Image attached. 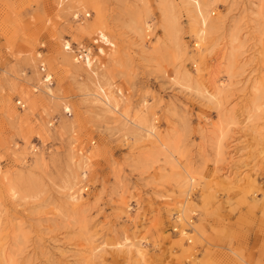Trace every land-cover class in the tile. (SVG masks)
<instances>
[{
	"label": "rangeland",
	"instance_id": "1",
	"mask_svg": "<svg viewBox=\"0 0 264 264\" xmlns=\"http://www.w3.org/2000/svg\"><path fill=\"white\" fill-rule=\"evenodd\" d=\"M200 1L205 25L191 0H0V264H264V0ZM82 47L113 106L83 99ZM41 60L57 98L25 102Z\"/></svg>",
	"mask_w": 264,
	"mask_h": 264
},
{
	"label": "bare ground",
	"instance_id": "2",
	"mask_svg": "<svg viewBox=\"0 0 264 264\" xmlns=\"http://www.w3.org/2000/svg\"><path fill=\"white\" fill-rule=\"evenodd\" d=\"M63 1L64 0H62V2ZM81 1L82 0H75V2H80V3H81ZM191 1L193 4V7H194V11L196 12V15L201 20L200 21L201 25H205L207 23V16H208L207 12H206V9L208 6L207 2H201L200 0H191ZM217 1L218 0H212V4H215ZM74 16L77 17L78 15L75 14ZM148 26H150V25H148ZM137 33L139 35L141 34V27H137ZM73 40L76 41L75 39H73ZM196 44L200 48V45H201L200 40H198V42ZM64 47L67 51H73V46H72V43L70 41H65ZM81 51H82V55L79 56L80 53L77 50L78 55L74 59L75 62H80L81 60H83L87 66V69L94 75V77H96V82L95 83L93 82L94 83L93 90H84L83 91V93H82L83 99L85 101L91 99V101L93 103L100 104L104 107H110V105L113 104L112 102H114L113 100L116 98V96H115L116 94H114V90H113V87H114L113 83H111L110 80H106L105 77L102 76V74H100V72L97 69H95L96 68V61L94 60L93 56H91L90 48L82 47ZM41 56H42V54L38 53L37 59L41 58ZM33 64H35V63L33 62ZM40 65L44 66L43 68H41V71L44 75L42 76L41 79H39V83L37 85H33L31 90L27 87V89L22 88V91L20 92V94L22 95L21 97L24 98L25 102L31 101L30 92H37L39 90L48 93L50 96H52L54 98L56 97L55 92L52 88L53 76L48 72L47 68H45L46 66H45L44 61L41 60ZM99 68H101V67H99ZM191 79H192L191 74L187 73L186 80L188 81V84H187L188 87H191L190 82H189V81H191ZM29 85H30V83H29ZM119 91H121V90L118 89L117 92H119ZM19 103H20V105L22 104L21 101ZM115 105H117V104L115 103ZM65 108H66V111H68V112L71 111V107H68V105H66ZM131 120H132L133 125L136 127V129L138 131L143 132L148 137H151L154 135L153 132H155L154 129H156L155 125L158 124V122H156L154 120V118L152 117V115L149 113V111L147 109V103H144V104H141L138 106V108L135 110L134 114L132 115ZM223 136H225L224 132H222V137ZM85 159L87 160V158H85ZM84 177H86V175H83L82 179ZM76 180H77V177L74 178L73 182H71V183L67 182L65 184V187H67L69 192H70L69 193L70 199H74V195L71 193V191L74 187H76L78 185V181H76ZM187 180H188V184L191 188L190 190L191 191L194 190V188H196V185H197L196 176L188 174ZM190 194L191 193L187 194V199L184 200L183 202H181L180 207L177 209V214H178L177 224H178V226L176 227V232H177L178 236L181 238V240L186 239L189 242L192 241V237H190V235H189L190 233H188L187 227H192L193 223L191 221V218H192V215H195L194 210H192L188 207L189 206V200H190V198H189ZM9 195L12 199H14L17 194L13 188H10L9 189ZM126 241L127 242L130 241V238L127 237ZM130 246L132 247V244H130ZM129 254L137 257L138 260L143 259V254L140 251V249L137 247H135L134 251H132V249L131 250L129 249ZM192 264H201V263L194 262Z\"/></svg>",
	"mask_w": 264,
	"mask_h": 264
}]
</instances>
